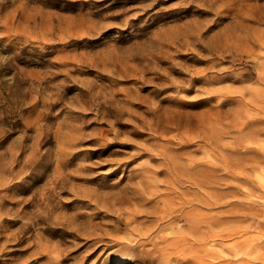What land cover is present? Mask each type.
Here are the masks:
<instances>
[{"label": "rangeland", "instance_id": "obj_1", "mask_svg": "<svg viewBox=\"0 0 264 264\" xmlns=\"http://www.w3.org/2000/svg\"><path fill=\"white\" fill-rule=\"evenodd\" d=\"M0 264H264V0H0Z\"/></svg>", "mask_w": 264, "mask_h": 264}, {"label": "bare ground", "instance_id": "obj_2", "mask_svg": "<svg viewBox=\"0 0 264 264\" xmlns=\"http://www.w3.org/2000/svg\"><path fill=\"white\" fill-rule=\"evenodd\" d=\"M223 252V251H222Z\"/></svg>", "mask_w": 264, "mask_h": 264}]
</instances>
